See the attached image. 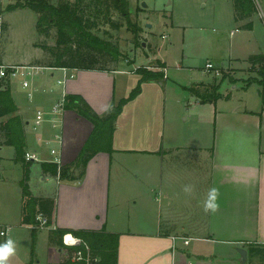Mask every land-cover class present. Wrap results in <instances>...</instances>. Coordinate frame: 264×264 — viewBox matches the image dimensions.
I'll use <instances>...</instances> for the list:
<instances>
[{"label":"crops","instance_id":"obj_1","mask_svg":"<svg viewBox=\"0 0 264 264\" xmlns=\"http://www.w3.org/2000/svg\"><path fill=\"white\" fill-rule=\"evenodd\" d=\"M135 70L122 71L121 64L106 72L41 68L35 74L40 79L34 83V98L29 93V99L24 100L11 88L17 115L24 124L26 151L37 153L44 161L28 163L27 176L23 164L16 162L17 150L6 145L0 135V169L7 176L0 174L2 192L8 198L12 188L18 203L11 219L0 220V232L8 230L9 238H21L8 264H63L70 260L65 255L69 238L65 247H59L57 240L51 239L50 229L36 230L23 224L25 188L35 198L54 200L52 229L106 230L119 235L118 264H220L215 260L236 264L238 248L264 246V110L255 84L242 86L236 93L239 96L227 93L216 102H205L206 83H199L191 88H198V95L192 92L191 96L197 100L192 104L191 99L189 108L184 107L181 116H185V125L179 127L177 106L168 101L164 84L144 83L141 94L117 120L111 156L97 154L78 180L63 181L43 172L42 164L52 160L46 141L59 131L48 123L35 130L36 113L51 110L66 96H79L103 116L114 102L127 98L136 88L140 76ZM118 75L134 76L136 86H127V94L118 95L127 84L123 78L118 84ZM63 117L62 145L52 144L60 150L63 165H72L94 127L73 110H65ZM7 120L0 119V123ZM116 155L135 156L146 169L139 174L134 168L132 174L137 175L131 181L124 170L115 177V216L110 214V200ZM3 159L20 166L10 168L12 174L17 172L16 177L2 167ZM72 170L78 176L80 170ZM184 185L193 186L191 194L182 191ZM213 187L219 189L220 207L214 214H205L202 201ZM126 200H131L128 210H140L135 228L129 226L131 212H127ZM185 240L190 241L188 246Z\"/></svg>","mask_w":264,"mask_h":264},{"label":"rangeland","instance_id":"obj_2","mask_svg":"<svg viewBox=\"0 0 264 264\" xmlns=\"http://www.w3.org/2000/svg\"><path fill=\"white\" fill-rule=\"evenodd\" d=\"M128 1L132 19L141 25L144 33H141L136 41L128 30L124 19L117 12H113L111 17L123 27L120 30H114L109 24H101L96 34L121 49L123 57L119 63L111 62L107 65L102 62L99 66L104 65L109 69H114L121 64L122 71L147 68L152 71L164 72L166 79L158 84H164L168 101L177 106L179 127L185 125V116H181L184 113V107L188 106L189 108L190 100L192 99V104H194L196 99V97L195 99L191 97L192 87L199 83H206L204 87H208L210 93L217 86H221L222 94L232 93L239 96L236 94L237 91L241 92L242 86H246V82L255 76L249 66L248 59L256 54H264V0H260L261 11L257 9L251 19L243 22H236L234 19L233 0ZM14 3L12 0H0V62L23 66L47 65L51 61V54L42 49V45L55 48L56 29H52L48 37H42L36 29L38 16L35 13L29 9L7 11ZM249 22H253V29H244L243 27ZM105 32L107 33L104 34ZM158 62L166 64V71L158 67ZM209 63L219 68V74L216 73L217 70L208 71L206 69V65ZM122 78L126 79L127 84L122 91L118 90V95L123 92V94H127L125 93L127 86H132V88L136 86L134 76L118 75V84ZM39 79V75H31L25 79L18 78L10 85L13 92L26 100V97L29 99V93L33 98L36 96L33 93L34 83ZM24 80L28 81L29 88L23 87ZM234 85H237L238 88L235 89ZM58 87V85L54 86L57 89ZM199 88L204 89L203 87ZM252 93L254 95V90ZM37 97H39L38 94ZM256 101L259 102L257 97ZM3 166L11 174V167H20L6 159L2 160ZM134 168L140 172L139 174L146 169L144 165L138 163V158L135 156H115L112 162L113 172H111V215L113 213L116 216L118 212L117 206H114L113 197L115 177H118L120 171L124 170L131 181L133 176L137 175L132 174ZM0 174L2 177L3 175L5 178L7 177L1 169ZM17 175V172H14L12 176H8L14 178ZM140 178L143 180L142 175ZM0 185V220H9L15 215V207L18 204L15 197L17 196L13 195V189L10 188L9 191L12 195L7 198L2 192L4 184L0 182ZM116 189L118 188L116 187ZM125 202L127 212H131V225L129 226L135 228L137 225L134 222L140 216V210L133 208L128 210L131 200ZM10 239L15 242L16 248L20 245L21 238L13 235ZM0 242L3 243L4 239L0 238ZM23 249L26 250L27 245L23 244ZM65 255L69 257V261H72L73 252L65 251ZM215 263L234 264V262L226 263L222 260H215ZM240 263L239 260L236 261V264ZM246 264L264 263L258 258L250 259L248 257Z\"/></svg>","mask_w":264,"mask_h":264},{"label":"trees","instance_id":"obj_3","mask_svg":"<svg viewBox=\"0 0 264 264\" xmlns=\"http://www.w3.org/2000/svg\"><path fill=\"white\" fill-rule=\"evenodd\" d=\"M15 3L7 11L29 9L38 16L37 32L42 37H48L52 29H56L57 42L55 48L45 47L42 49L51 54V61L47 65H35L40 68L87 70L106 72L105 64L119 63L123 57L118 47L96 34L101 24H109L114 30H120L123 25L117 23L111 17L117 12L123 19L128 30L137 41L143 32V28L133 21L128 0H12ZM234 19L243 22L251 19L257 12L253 0H233ZM247 30L253 29V22L243 27ZM105 32L104 34H106ZM251 70L255 76L248 80L245 87L255 84L260 88V98L264 110V54L253 55L248 59ZM159 68L164 69L166 65L158 62ZM115 69V68H114ZM140 76L139 82L127 98L114 102L107 113L103 116L97 114L91 106L79 96H66L64 109L76 111L80 116L92 123L94 129L84 145L76 162L72 165L62 167L52 163H43L42 169L45 174H50L59 180H78L85 175L88 163L100 153L110 156L114 153L113 138L116 131V123L123 113L124 108L134 101L142 92V86L147 82H162L166 79L164 72L152 71L147 68L135 70ZM206 88L205 102H216L222 98L221 86L210 93ZM195 92H194V91ZM192 92L198 95L197 88ZM200 95V94H199ZM18 108L12 97L10 83L0 80V119L8 118L0 123V135L5 139V144L14 147L16 151V162L22 163L28 176L25 161L27 148L24 124L17 115ZM72 168L80 170L78 176L71 172ZM73 171V170H72ZM71 173V174H69ZM25 186V185H24ZM25 201L23 204V224L38 226V216L45 217L50 229L51 238L57 240L59 247H65L64 241L69 238L68 249L71 252L85 250L87 247L96 259L92 264H118L119 235L102 231H73L52 229V219L55 202L52 199L35 198L27 188L24 189ZM39 228H36V230ZM248 257L258 258L264 263V246L246 245ZM29 264H34L31 262ZM63 264H73L71 261Z\"/></svg>","mask_w":264,"mask_h":264},{"label":"built area","instance_id":"obj_4","mask_svg":"<svg viewBox=\"0 0 264 264\" xmlns=\"http://www.w3.org/2000/svg\"><path fill=\"white\" fill-rule=\"evenodd\" d=\"M254 4L256 5V8L261 11V4L260 0H253ZM263 11V10H262ZM264 18V17H263ZM233 35V33H232ZM41 69L40 67L36 66H23V65H9L6 63L0 62V80L7 82V83H13L14 80L18 78H26L27 76L35 75L37 70ZM206 69L208 71H216L217 74H219V68L215 67L213 64L209 63L206 65ZM73 77V76H72ZM24 88H29V83L27 80H24L22 83ZM65 109H64V99L60 103H56L52 107L51 110L49 111H38L36 113V127L35 130L45 124L48 123L51 125L53 129H57L59 131L58 134L54 135L52 140L46 141V144L49 147L50 155L52 156V160H45V162L56 164L59 167L63 166V159L61 158V152L60 150L55 147L53 142H56L60 145H62L63 142V136H62V130L64 126V121H63V115H64ZM42 142V140H39ZM25 161L27 163L30 162H40L44 161L41 160L39 155L37 153H30L26 152L25 154ZM37 221L39 223L38 226H35L36 228L39 229H48V220L43 217V216H38ZM2 234H0V238H3L5 241L9 237V231L8 230H1ZM184 245L188 246L190 244V241L185 240ZM96 259L93 257L92 252L90 249L87 247V249L83 250H78L74 252L73 258H72V263L73 264H92Z\"/></svg>","mask_w":264,"mask_h":264},{"label":"clouds","instance_id":"obj_5","mask_svg":"<svg viewBox=\"0 0 264 264\" xmlns=\"http://www.w3.org/2000/svg\"><path fill=\"white\" fill-rule=\"evenodd\" d=\"M182 191L186 194H191L193 191L192 185H184ZM219 196L218 188H210L207 192L206 198L202 201V208L205 214L216 213L219 210ZM2 234V233H0ZM16 254V244L12 239H7L0 244V264H8L9 259Z\"/></svg>","mask_w":264,"mask_h":264},{"label":"water","instance_id":"obj_6","mask_svg":"<svg viewBox=\"0 0 264 264\" xmlns=\"http://www.w3.org/2000/svg\"><path fill=\"white\" fill-rule=\"evenodd\" d=\"M144 6H145V4H144ZM238 252L240 254V259H239V262H241L240 264H246L247 261H248V252H247V250L244 247H240V248H238Z\"/></svg>","mask_w":264,"mask_h":264}]
</instances>
